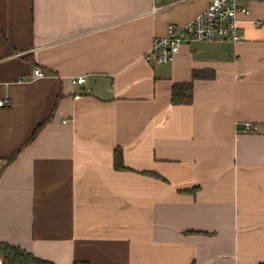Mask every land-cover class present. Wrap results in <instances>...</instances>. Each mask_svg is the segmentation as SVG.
I'll return each instance as SVG.
<instances>
[{"label":"crops","instance_id":"0c3cea01","mask_svg":"<svg viewBox=\"0 0 264 264\" xmlns=\"http://www.w3.org/2000/svg\"><path fill=\"white\" fill-rule=\"evenodd\" d=\"M209 2L0 0V241L54 264L264 262V0H243L244 39L145 58Z\"/></svg>","mask_w":264,"mask_h":264},{"label":"built area","instance_id":"2783aa9c","mask_svg":"<svg viewBox=\"0 0 264 264\" xmlns=\"http://www.w3.org/2000/svg\"><path fill=\"white\" fill-rule=\"evenodd\" d=\"M250 6L243 0H210L207 7L196 15L189 24L181 26L176 23L168 24V32L165 36H157L153 39L145 58L152 63H165L173 59L182 44H190L193 41H231L236 42L246 37L240 25V13H246ZM36 77L45 75V71L36 66ZM84 75L72 79L75 83L85 81ZM5 98L0 100V105L7 103ZM257 125L253 122H245L242 130L254 131Z\"/></svg>","mask_w":264,"mask_h":264},{"label":"trees","instance_id":"16d2710c","mask_svg":"<svg viewBox=\"0 0 264 264\" xmlns=\"http://www.w3.org/2000/svg\"><path fill=\"white\" fill-rule=\"evenodd\" d=\"M215 76H216V72L213 69L194 70L191 80L173 83L172 91H171V102L173 104L191 103L194 99V91L196 87L195 79L201 78L205 80L208 79L210 80ZM52 115H53V111L35 127L32 135L26 141V143L32 141L38 135L40 130L51 120ZM19 151L20 148L17 149L11 155L5 157L6 162L8 163L14 160L17 157ZM115 166L116 168H121V169H133L132 167L124 163L122 150L120 148H117L115 150ZM144 172L150 173L160 178H164L161 174L155 171L144 170ZM190 190L194 191L195 189H190ZM0 249L2 251L3 264H54V262L50 260L38 257L33 252H31L30 250L24 248L19 244L7 242V241H0ZM260 264H264V262H261Z\"/></svg>","mask_w":264,"mask_h":264},{"label":"water","instance_id":"95a60500","mask_svg":"<svg viewBox=\"0 0 264 264\" xmlns=\"http://www.w3.org/2000/svg\"><path fill=\"white\" fill-rule=\"evenodd\" d=\"M0 264H3L2 263V251H1V249H0Z\"/></svg>","mask_w":264,"mask_h":264}]
</instances>
